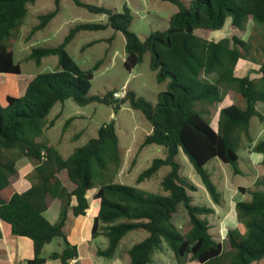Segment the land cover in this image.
Segmentation results:
<instances>
[{"label": "trees", "instance_id": "16d2710c", "mask_svg": "<svg viewBox=\"0 0 264 264\" xmlns=\"http://www.w3.org/2000/svg\"><path fill=\"white\" fill-rule=\"evenodd\" d=\"M37 1L0 0V74H22L8 41L18 33L29 6ZM162 1L175 4L179 11L171 17L168 30L156 31L143 41L131 30L134 17L127 4L117 12L73 0L82 9L106 15L107 22L79 24L58 47L33 49L28 61L40 64L46 57L57 56L59 69L38 74L28 83L24 96H8L4 105L0 103V220L11 227L13 235L33 242L34 257L26 264H45L47 260L70 264L79 258L78 247L69 241L65 227L70 213L74 217L86 215L90 208L88 194L94 189L100 209L93 221L92 237L108 241L105 249L98 250V257L114 260L122 240L131 232L144 230L148 236L128 249L126 264H152L164 243L172 251L176 264H254L264 259V179L250 190V200L236 202V218L245 232L228 230L225 245L211 233L208 217L215 214V209L192 203L188 192L198 191V186L182 175L177 161L183 151L196 177L219 206L221 194L206 169L212 160L229 164L239 173L238 152L247 144L252 153L262 155L264 164V140L255 142L251 135L252 119L257 117L264 122V116L257 110L258 103L264 104V60L259 80L238 77L239 63L250 55V42L236 35L214 41L197 34L199 30L220 31L229 20L238 30H244L250 20L264 23V0H192L188 6L180 0ZM55 4L53 11L39 18L40 23L31 34L46 28L58 15L60 0ZM108 28L126 38L124 65L128 71L150 53L151 68L157 72L158 82L170 80L167 90L158 94L156 104L133 91H127L122 99L114 97L116 90L102 97L88 96L100 62L90 70H82L67 52V46L83 31ZM211 75L217 76L214 82L202 78ZM230 92L240 95L246 106L240 108L234 103L221 108L215 129L204 116L210 110L205 108L217 111ZM68 100L82 107L93 102L111 105L116 112L127 104L142 112L152 126V133L142 146H163L166 156L155 159L138 177L137 184L169 167L161 184L163 192L147 195L133 186L115 182L124 162L115 122L103 125L96 138L68 159L41 141L44 129L55 124V121L48 126L45 123L50 111L57 103ZM23 158L34 165V171L30 176L31 188L19 193L14 181L19 173L17 164ZM62 172H66L72 190L61 181ZM49 199L61 202L56 223L45 216ZM181 206L189 218L186 230L173 221ZM56 239L62 240V251L44 257L45 247Z\"/></svg>", "mask_w": 264, "mask_h": 264}, {"label": "rangeland", "instance_id": "374dc122", "mask_svg": "<svg viewBox=\"0 0 264 264\" xmlns=\"http://www.w3.org/2000/svg\"><path fill=\"white\" fill-rule=\"evenodd\" d=\"M56 0H38L28 8V15L23 21L18 33L8 41L10 49L14 53L15 61L20 63L22 74L16 79V87L24 86L30 78L44 72H52L59 69V57L50 56L42 59L40 64L28 61L27 57L36 48H55L61 45L70 30L83 23H106V15L94 14L78 7L73 0H60V12L48 24L46 28L34 34L31 30L40 23L39 18L53 11ZM87 4L105 7L111 11H122L127 4L133 13L131 30L141 40H146L156 31H166L170 28L171 17L179 11V7L173 3L162 0H83ZM188 6L192 0H180ZM197 34L208 40L220 41L231 38L234 35L250 42L251 51L247 59L242 60L237 68L238 77H250L259 80V69L264 60V23L250 20L244 30H238L231 26L230 20L224 29L216 32L197 31ZM67 52L78 63L82 70L92 69L100 62L99 69L95 72L92 87L88 96L102 97L108 92L133 91L138 97L145 98L152 104H156L160 92L166 91L170 80L159 83L157 72L151 68V54L147 53L144 60L132 71H128L124 65L126 58V38L123 33L116 32L112 28L102 31H83L67 46ZM204 80L214 82L216 75L203 76ZM13 84V83H12ZM9 86V85H8ZM228 103H234L240 108H245V100L236 93H229L226 98ZM210 109V110H209ZM209 113H204L205 118L216 126V111L206 107ZM257 110L264 116V104L258 103ZM216 117V118H215ZM215 119V120H214ZM55 121L53 127L45 128L40 138L50 146H53L68 159L78 148L85 146L89 140L98 136L99 129L108 123L115 122L119 145L124 162L115 182L133 186L147 195L161 194L162 181L169 173L170 168H162L157 175L141 184H137L138 177L148 169L155 159L165 158L166 149L159 145L143 147L144 140L152 129L140 111L124 105L118 112L113 106L93 102L84 107L77 105L72 100L57 103L45 123L47 126ZM251 135L255 142L264 140V122L255 117L251 121ZM251 150L246 145L239 149V173H236L229 164L214 159L207 166L212 180L221 194V206L214 204L199 177H195V169L183 151L179 152L177 161L181 166L183 176L189 177L198 186V191L188 192L192 203L201 207H213L215 214L208 217L211 225V233L226 245L228 230L238 229L245 232L243 225L236 218L235 204L237 201L251 199L250 190L255 189L256 184L264 179V164L257 161ZM259 156V155H258ZM245 188L246 193L239 188ZM235 202V203H233ZM173 221L182 230L189 226V218L184 207L174 216ZM148 236L144 230L129 233L121 242L119 255L113 260L99 258L100 264H126L128 261V249ZM62 240L56 239L44 250V257L59 251L62 248ZM108 241L99 237L93 243L96 249H105ZM82 250V249H81ZM117 259V260H116ZM103 261V262H102ZM116 261V262H115ZM88 262V261H87ZM152 264H176L172 251L164 243L161 250H157ZM254 264H264V259Z\"/></svg>", "mask_w": 264, "mask_h": 264}, {"label": "crops", "instance_id": "0c3cea01", "mask_svg": "<svg viewBox=\"0 0 264 264\" xmlns=\"http://www.w3.org/2000/svg\"><path fill=\"white\" fill-rule=\"evenodd\" d=\"M19 76L20 75L17 76L10 74H0L1 104L3 105L5 104L8 96L22 97L25 95L28 83L33 78L27 80L24 86L16 87V83L18 82V79H16L15 77L18 78ZM227 97L228 95L225 97L223 103L219 106V109H217L216 111L215 116L217 115L218 118H219V111L221 108L230 106L235 103V102L228 103L226 100ZM218 118H217L216 126L214 127V125H212V127L215 129H217L218 126ZM151 133H152V129L149 131V134ZM249 154L254 155L257 153L250 152ZM258 155H254V157L257 158V161L262 162L263 159L262 155L260 154ZM17 168L19 173L17 179L14 181V187L19 193H23L29 190L32 186L30 176L34 171V165L28 159L23 158L18 162ZM59 177L65 186H67L71 190L73 189V185L68 181L66 172H62L59 175ZM239 189L242 192L241 189H245V188L241 187ZM96 191L97 189H94L88 194L90 200V208L89 210H87L86 215L80 217H74L70 213L69 219L67 221L65 232L68 236L69 241L73 245L77 246L79 250V258L77 260H72L70 264H100L101 262V260L99 259L101 257L97 256V252L101 248L96 249L95 247H93V243L96 239H93L92 237L93 221L98 216L100 209L99 202L94 199V194L96 193ZM60 211H61V202L59 200L49 199L48 209L45 212L46 218L50 222L56 223L59 220ZM61 247L62 248H60L59 251H55V252L62 251L63 246ZM52 253L48 254L46 257H49ZM33 257H34L33 242L28 238L13 235L11 232V227L0 220V264H26V262L28 260L33 259ZM45 264H63V263L60 260H47ZM111 264H116V263H111Z\"/></svg>", "mask_w": 264, "mask_h": 264}, {"label": "built area", "instance_id": "2783aa9c", "mask_svg": "<svg viewBox=\"0 0 264 264\" xmlns=\"http://www.w3.org/2000/svg\"><path fill=\"white\" fill-rule=\"evenodd\" d=\"M114 97H115L116 99H122V98L125 97V93H124V91H118V92H116V93L114 94Z\"/></svg>", "mask_w": 264, "mask_h": 264}]
</instances>
